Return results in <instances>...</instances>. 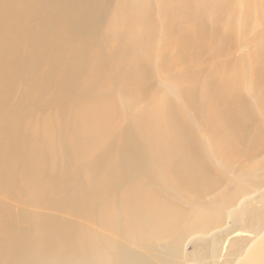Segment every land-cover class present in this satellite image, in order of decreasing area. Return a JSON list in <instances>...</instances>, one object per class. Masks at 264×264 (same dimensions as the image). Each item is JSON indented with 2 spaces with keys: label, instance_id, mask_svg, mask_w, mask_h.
Masks as SVG:
<instances>
[{
  "label": "bare ground",
  "instance_id": "6f19581e",
  "mask_svg": "<svg viewBox=\"0 0 264 264\" xmlns=\"http://www.w3.org/2000/svg\"><path fill=\"white\" fill-rule=\"evenodd\" d=\"M231 2L0 0V264H216L203 258L205 240L188 252L186 238L235 216L259 232L253 209L235 206L244 180L222 201L201 200L214 184L209 162L228 164V142L247 126L233 108L238 68L220 91L179 78L180 103L161 98L113 127L141 98L153 54L164 56L162 35L195 44ZM188 109L216 129L206 155ZM237 264H264V238Z\"/></svg>",
  "mask_w": 264,
  "mask_h": 264
},
{
  "label": "rangeland",
  "instance_id": "374dc122",
  "mask_svg": "<svg viewBox=\"0 0 264 264\" xmlns=\"http://www.w3.org/2000/svg\"><path fill=\"white\" fill-rule=\"evenodd\" d=\"M205 30L211 34L208 33L197 39L195 44L186 45L181 49L175 41L176 30H169L162 35L159 42L165 43L164 56L162 57L160 52L153 54V66L148 69L147 77L141 82L143 85L140 84V88L139 83L136 85L145 96L141 94V102L138 99L129 111L121 108L117 118L118 124L115 123L113 127L127 125L142 117L141 113H145L150 105L161 98L170 97L172 100L174 97L172 100L174 104L180 103V97L176 94L180 86L176 84L179 78H182L181 83L184 81L185 86L191 82L201 89L211 84L220 91L226 83L225 72L229 73L238 68L236 82L239 94H242L241 105L233 108L244 110L248 118L247 126L234 141L231 139V142H228V148L230 147L233 153L231 157L229 156L228 164H224L219 158L209 162L214 184L205 190L201 200L222 201L233 193L238 182L244 180L242 183H245V188L240 191L235 206L240 207L242 204L253 209V216L255 215L253 219L256 218V222L257 219L262 221L259 224L260 230L258 233L247 231L243 225L249 221L248 219L238 224L237 216L226 217L220 224L210 228L207 234L196 236L192 234L184 241L186 251L192 252L197 239L205 240L201 246V250L206 251L203 258L207 257L210 261L217 258L216 264H223L225 258H230L228 264H237L253 244L264 238V178L259 180V176L264 174V0H232L229 8L222 12L220 17L209 22ZM114 92L106 91L103 97L109 99L113 97ZM238 112L236 109V113ZM188 114L194 118L195 134L203 139V146L200 148L205 154L206 151H203L206 150L205 137L208 139L213 137L211 130L213 128L204 111L188 109ZM219 129L222 134L231 133V125L223 124ZM189 193L191 190L186 186L181 192V197L189 199L191 197ZM231 229L232 232L225 235L224 231L228 232ZM215 237L218 238L217 242L219 240L222 242L223 239L217 256H213L212 248ZM234 240L239 241L234 246L235 250L231 247ZM162 244V241L157 242L158 246ZM229 248L234 252L229 254ZM186 264H194V261H187Z\"/></svg>",
  "mask_w": 264,
  "mask_h": 264
}]
</instances>
